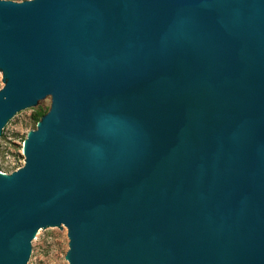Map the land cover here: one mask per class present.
<instances>
[{
  "label": "water",
  "instance_id": "95a60500",
  "mask_svg": "<svg viewBox=\"0 0 264 264\" xmlns=\"http://www.w3.org/2000/svg\"><path fill=\"white\" fill-rule=\"evenodd\" d=\"M0 264H264V0H0Z\"/></svg>",
  "mask_w": 264,
  "mask_h": 264
},
{
  "label": "rangeland",
  "instance_id": "374dc122",
  "mask_svg": "<svg viewBox=\"0 0 264 264\" xmlns=\"http://www.w3.org/2000/svg\"><path fill=\"white\" fill-rule=\"evenodd\" d=\"M2 73L0 70V88L4 84ZM49 106L50 99L41 110L47 111ZM34 112L23 113L4 129L0 141V173L9 175L24 164V140L28 132L35 129L38 124L31 120ZM68 242L67 230L41 232L33 245L35 255L33 264H68L65 257Z\"/></svg>",
  "mask_w": 264,
  "mask_h": 264
},
{
  "label": "trees",
  "instance_id": "16d2710c",
  "mask_svg": "<svg viewBox=\"0 0 264 264\" xmlns=\"http://www.w3.org/2000/svg\"><path fill=\"white\" fill-rule=\"evenodd\" d=\"M46 112L47 111H42L41 109L35 110V112L31 116V120L33 121V123H37Z\"/></svg>",
  "mask_w": 264,
  "mask_h": 264
}]
</instances>
